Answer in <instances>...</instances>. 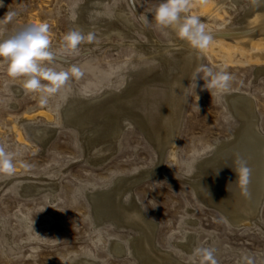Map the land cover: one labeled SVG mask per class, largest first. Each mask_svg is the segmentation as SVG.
I'll return each mask as SVG.
<instances>
[{
    "label": "rangeland",
    "instance_id": "1",
    "mask_svg": "<svg viewBox=\"0 0 264 264\" xmlns=\"http://www.w3.org/2000/svg\"><path fill=\"white\" fill-rule=\"evenodd\" d=\"M231 1L233 4V0H192L190 13L198 15L213 35L242 30L264 15L259 12L247 19L251 0H241L234 7ZM159 2L91 0L80 20L85 0H0V19L14 14L11 22L0 24V38L40 22L50 25L54 49L77 26L96 35L93 43L80 45L78 53L62 62L65 67L82 66L84 75L70 80L44 107L37 95L23 89L20 80H11L0 63V143L19 151L18 160L32 165L29 170L17 166L11 176L0 174V264H139L131 241L140 233L120 230L107 221L98 225L88 195L108 190L119 178L142 175L156 167L158 176H141L131 192L157 224L159 248L172 251L185 264H199L198 257L178 247L189 244L193 237V250L215 248L218 264H242L245 253L254 254L256 264H264V199L250 224L235 225L222 212L204 205L193 185L197 164L232 146L242 126L230 98L246 96L254 101L258 128L264 136V37L253 38L246 50L238 40L214 36L215 45L202 51L198 67L224 69L235 79L227 92L211 98L212 90H202L207 81L204 73H195L177 146L166 148L161 158L129 116L122 117L127 126L116 140H98L93 148L87 135L91 131L81 134L62 120L71 103L109 92L124 96L134 81L143 86L154 80L153 86L161 88L180 72L189 45L175 37L173 30L155 25L154 10ZM119 11L124 18L120 19ZM118 29L125 33L117 35ZM145 30L154 33L155 42ZM159 45L172 48L157 53ZM152 53L168 57L169 66L149 57ZM150 67H157V73L140 74ZM260 70L263 72L257 75ZM45 128L55 134L44 147L38 137ZM35 183L54 188L32 197L22 194L24 184ZM118 244L127 248L126 255L119 254Z\"/></svg>",
    "mask_w": 264,
    "mask_h": 264
},
{
    "label": "bare ground",
    "instance_id": "2",
    "mask_svg": "<svg viewBox=\"0 0 264 264\" xmlns=\"http://www.w3.org/2000/svg\"><path fill=\"white\" fill-rule=\"evenodd\" d=\"M85 1V5L83 4L80 10V20L84 19L91 0ZM240 2L241 0H233L232 4L231 1V7ZM259 12L264 13V6L256 7L250 3L245 18H251L253 14ZM119 16L120 19L124 18L122 11H119ZM122 32L124 31L119 29L116 31L119 36L123 34ZM144 33L152 41L155 40L151 30H145ZM173 34L176 37L174 31ZM213 36L238 40L247 50L253 38L264 37V15L242 30L221 31ZM171 48L159 45L156 52H166ZM202 54V51L193 50L189 45L183 55L180 72L168 84L156 88L152 84L154 80L143 86L134 81L124 96L109 92L98 98L71 103L63 111L62 120L64 124L74 127L81 134L91 131L92 134L87 135L88 143L93 148L98 140L104 142L116 140L127 126L122 123V117L129 116L141 126L149 138L148 141L155 147L161 158L166 148L177 144L189 87L196 76V69L200 64ZM149 57L161 60L166 66L170 64L169 58L163 54L158 56L152 53ZM157 69V67H150L140 74L144 76L156 74ZM260 72L263 70L258 71L257 75ZM229 100L235 116L242 121V126L232 146L222 148L197 164V169H199L195 175L197 181L193 185L196 186L204 205L222 212L235 225H246L257 217L264 199V136L258 128V114L254 101L246 96H233ZM45 115L50 118L46 113ZM54 134L53 129L45 128L39 134V142L44 147L47 146ZM237 155L247 160L248 167L251 169L247 185L248 196L242 194L236 182L237 176L233 167ZM158 169L156 167L142 175L119 178L108 190L89 194L88 198L93 205L91 206L92 213L94 211L98 225L107 221L120 230H135L140 233L131 241L139 264H185L172 251L159 248L155 242L158 226L146 216L138 199L131 192L141 176L143 178L158 176ZM24 185L21 192L29 197L54 188L38 183ZM126 197L128 198L127 203L124 201ZM192 243H194V238L190 237L189 244H179L178 247L191 255L193 253ZM118 245L119 254L126 255L127 248L122 244ZM85 264L97 263L85 262Z\"/></svg>",
    "mask_w": 264,
    "mask_h": 264
},
{
    "label": "clouds",
    "instance_id": "3",
    "mask_svg": "<svg viewBox=\"0 0 264 264\" xmlns=\"http://www.w3.org/2000/svg\"><path fill=\"white\" fill-rule=\"evenodd\" d=\"M251 2L256 7L264 6V0ZM191 7L192 0H160L154 10V22L160 29L173 30L193 50L203 51L214 42V36L198 15L190 13ZM13 18V13H7L0 19V24L11 22ZM143 21L145 24L149 23L147 17ZM95 40L94 32H85L77 26L69 29L62 36L61 46L54 49L50 39V25L47 22L28 24L0 38V63L6 66L7 76L11 80H20L23 89L37 95L39 105L44 107L49 104L50 98L68 87L70 80L84 75L83 67L78 64L73 63L67 67L63 65L66 56L78 53L80 45L91 44ZM196 72H203L207 78L202 90H212L209 91L211 98L214 94L227 92L235 79L233 74L224 69L213 71L200 66ZM19 156V151L0 143V174L14 175L17 166L29 170L32 165L18 160ZM233 170L242 194L248 196L247 185L251 169L247 160L237 155ZM192 255L199 258V264H218L216 249L213 247H196ZM241 259L242 264H256L254 254L245 253Z\"/></svg>",
    "mask_w": 264,
    "mask_h": 264
}]
</instances>
